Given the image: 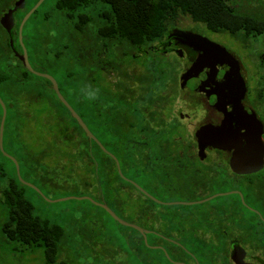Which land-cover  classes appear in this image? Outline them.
I'll return each mask as SVG.
<instances>
[{"label":"flooded vegetation","instance_id":"1","mask_svg":"<svg viewBox=\"0 0 264 264\" xmlns=\"http://www.w3.org/2000/svg\"><path fill=\"white\" fill-rule=\"evenodd\" d=\"M208 1L217 10L214 19L217 23L215 31L204 22L197 23L188 16L180 15L177 19L180 24L176 23L175 27L167 31L163 40L154 46L156 54H153L151 61L139 60L136 50L133 53L128 52L129 58L126 57V62L120 65L130 90L129 88L122 90L127 92L125 105L112 108L107 105L104 110L103 127L107 135L111 123L123 131L128 128L133 132L137 153V168L133 178L124 172V162L117 159L127 180L119 175L135 189L125 187L122 183L116 185L118 189H111L108 181L111 163L107 158L104 160L107 165L106 185L114 204L119 203L121 194L135 199V220L139 223L134 224L149 231L146 240L143 233L136 230L135 242L140 249L139 252L142 243H145L152 250L163 251L168 264H264V0ZM9 9L0 16V62L6 63L5 69H0V73L7 71L13 74L15 79L10 83L0 81V87L10 88L9 98L12 100L15 98V101L30 100L31 103H37V99L39 102L46 100L45 102L49 103L54 102V99L60 101L52 81L47 78L39 77L36 84L28 85L30 88L43 89L37 97L32 96V92L27 93L28 90H20L22 86L27 85L29 78L24 69L30 72L15 55L13 48L11 47L9 51L6 47L7 42L11 46V37L1 25V18ZM18 13L19 11L15 13L16 21ZM186 18H190L195 25L190 28L184 27ZM46 19V15L41 17L39 52L36 54L25 46L29 62L35 71L55 79L63 97L84 121L80 110L69 102V98L79 105L92 102H89L87 93L89 89L94 91L95 71H102L107 85L116 84L120 77L111 70L107 43L99 52L95 51L90 36L85 39L76 36L75 47L70 55L68 68L70 72L67 73L69 78L62 80L60 77V82L58 79L62 70L60 23L55 22L51 28ZM16 26L12 31L15 45ZM206 29L219 38H229L230 44L224 43L221 39L217 42L211 40L206 36ZM175 30L192 32L194 35L208 38L229 51L237 61L241 77L247 87L246 98L240 106L245 117L232 123V140L227 146L217 137L224 127L225 114L199 90L182 85L181 76L191 67L196 56L179 37L172 34ZM16 49L20 55L23 54V49L20 50L18 47ZM173 55L184 62L178 92L176 91L175 95L174 88L169 85L173 73L166 75L165 70L161 68L164 75L161 80L157 72V57L174 69V64L169 59V56ZM166 64L163 63L161 67ZM62 83L72 85L80 92L76 91L75 95L68 97L62 92ZM83 87L86 89L85 93ZM50 96L51 99H48ZM55 105L56 109H59L58 105ZM84 122L96 136L88 123ZM197 134L206 139L201 142ZM99 141L101 142L100 139ZM102 145L113 154L110 145L105 146L104 143ZM254 145L259 152V160L255 161L249 157ZM88 150L92 157L93 143L89 145ZM241 150L248 159L239 162L237 156ZM145 159H148V164L143 166ZM86 162L88 165L93 163L90 159H86ZM116 169L118 171L117 165ZM170 169L172 172H179L185 180L183 191L188 200L183 205L193 207L184 211L183 224L178 227L172 221L160 222L154 215L153 206L165 203L158 201L157 196L143 186L145 184L141 176L148 173L151 181L156 179L159 173L166 174ZM150 188L155 190L154 183H151ZM104 191L106 190L102 192V199L109 205ZM226 196L232 198L222 203L211 204L214 199ZM147 201H150V204ZM205 203L210 204L203 206ZM157 257L151 258V264L159 263L160 258Z\"/></svg>","mask_w":264,"mask_h":264},{"label":"rangeland","instance_id":"2","mask_svg":"<svg viewBox=\"0 0 264 264\" xmlns=\"http://www.w3.org/2000/svg\"><path fill=\"white\" fill-rule=\"evenodd\" d=\"M53 4L54 1L47 0L39 8L35 20L50 11ZM33 22L34 19L24 28V36L33 29ZM176 23L180 24V22ZM194 25L190 18L185 19L184 27L190 28ZM206 36L213 41L217 42L221 39L224 43L230 44L229 38H219L209 30ZM153 56L150 53L144 60L151 61ZM169 59L172 60L174 69L166 63L160 68L165 70L166 75L173 73V79L169 85L174 88L175 95V92H178L184 62L174 55L169 56ZM5 65L6 63L1 61L0 69H5ZM69 67L70 62L63 59L62 70L58 76L60 82L61 79L68 77ZM27 79V85L22 86L20 90H28L27 93L32 92V96H39L43 92L42 88L28 86L36 84L39 78L30 75ZM61 87L62 92L68 97L75 95L76 91L80 92L72 85L67 86L62 83ZM83 92H86L84 87ZM0 94L8 101L7 123L4 130L5 151L19 162L22 178L40 189L43 194L40 195L35 190L25 188L26 196L32 202L36 216L60 226L65 232L59 260L68 264H144L142 253L139 252L140 249L135 242L136 232L132 228L119 225L95 203L102 202V191L105 189L106 199L116 214L127 222L139 223L135 220L134 197L121 194L119 203L114 204L107 185L100 189L93 175L97 163L88 165L85 160L78 158L82 147L77 144L78 133L75 129L78 132L79 129L75 126V131H71L55 119L59 114L67 122L70 120L58 101L54 99V102L49 103L45 102L46 100L39 102L37 99V103L32 104L30 100L14 103L8 100L11 93L7 88H1ZM48 99H51V96ZM69 100L79 110V104L70 98ZM91 101L92 99L89 100ZM55 104L59 109H56ZM87 123L99 139L105 140L104 133L99 132L92 120ZM0 163L9 176H15V169L10 162L0 156ZM123 169L130 177L124 166ZM141 176L145 184L143 186L157 196L158 201L165 203L153 206L154 215L158 220L164 223L172 221L176 227L182 226L184 211L193 208L182 204L188 200V196L183 191L185 181L183 176L179 172H172V169L166 174L159 173L156 179H152L153 181H150L148 173H143ZM151 183H154L155 190H151ZM83 197L89 200L78 199ZM231 198V196L219 197L211 204L222 203ZM147 202L150 204V201ZM209 204L205 203L203 206ZM5 222L6 210L0 194V264H46L42 248L29 249L10 243L4 238L2 226ZM149 253L154 259L158 258L159 254L156 251H149ZM162 264L168 263L163 260Z\"/></svg>","mask_w":264,"mask_h":264},{"label":"trees","instance_id":"3","mask_svg":"<svg viewBox=\"0 0 264 264\" xmlns=\"http://www.w3.org/2000/svg\"><path fill=\"white\" fill-rule=\"evenodd\" d=\"M15 1L17 0H0V16L3 12L12 7ZM38 1L39 0H27L25 10L19 11L17 14L15 48L18 47L20 50L22 49L18 39L19 25L25 15ZM46 1L44 3H46ZM51 1H54V4L53 8L45 13L47 16L46 21L51 28L54 26L55 22L60 23L62 60L65 59L70 61L71 51L75 47L76 36L84 39L90 36L93 40L95 51L98 50L101 52V50L106 47L105 44L107 43L108 45L111 70L118 73L120 80L116 84L109 83L107 85L105 78L101 74L102 71H95L94 91L97 92L96 98L89 104L79 105V110L84 121L90 122L92 120L93 123L96 124L99 132L101 134L104 133L105 140L100 139L101 142L104 143L105 146L110 145L111 152L124 162L123 166L128 170L127 173L130 178H133L137 168V153L134 147L135 138L133 137V132L128 128L123 131L115 124L111 123L109 134L107 135L103 127L104 110L107 105L111 108L125 105V94H127V92H123L122 90L126 88L130 90V87L127 86L124 80V72L122 68H120V65L126 62V57L129 58L128 52L133 53L137 50V54H135L138 55L137 58L142 62H146L144 59L150 53L156 54V52H154V46L163 40L169 29L175 27L180 15L188 16L197 23L204 22L211 30L215 31L217 23L214 19L216 18L217 10L208 0ZM38 13L39 9L30 17L25 25L26 27L28 23L34 19L32 23L33 29L25 36L23 35V43L25 46L29 47V49L36 54L39 52L38 41L42 31L41 17L35 20ZM27 39L30 45H28ZM6 47L11 51V46L8 42ZM157 59V72L159 74V79L162 80L164 75H162L160 67L163 63L165 64V61L161 60L159 57H157ZM24 71L27 75H31L25 69ZM0 74V81L2 82L10 83L15 79L13 74L7 71L1 72ZM8 90L11 89L8 88ZM0 96L8 109L6 97H3L1 94ZM8 100L14 103L16 102L15 98H13V100L12 98H8ZM57 101L62 109H64L63 112L68 114L70 120L67 122L65 118L59 114H57L58 118L55 117V119H57L59 123L67 126L71 131L75 129V126L79 129V132L75 129L78 133L77 144L79 147H82L79 151L78 158L82 161L90 159L93 165L97 163L93 175L97 179L100 189L102 190L106 185L105 172L107 170V165L104 163L106 158L111 163V171L108 180L111 189H118V187H116L118 183H122L125 187L135 189L134 186L123 180L119 175L114 160L108 157L96 143L86 136L75 119L72 118L67 108L58 99ZM2 116L3 109L0 105V124ZM92 143L95 150L91 157L88 147ZM0 156L10 162L15 169V176L11 177L0 163V194L2 195V203L6 210V222L2 226L4 238L10 243L28 247L29 249L42 248L44 250L46 264H68L65 261L59 260L60 248L65 238L64 230L60 226L52 224L47 220H42L35 215V208L25 193V188L29 187L19 180L15 164L8 159L1 150ZM147 160L148 159L143 160V166L148 164ZM146 161L147 163H145ZM102 210L113 220L104 209ZM134 231L137 233L136 230ZM149 251H156L159 254L160 261L158 264H162L163 260L167 262V257L163 251L152 250L146 246L145 243H142L141 253L144 264H151L152 255Z\"/></svg>","mask_w":264,"mask_h":264},{"label":"water","instance_id":"4","mask_svg":"<svg viewBox=\"0 0 264 264\" xmlns=\"http://www.w3.org/2000/svg\"><path fill=\"white\" fill-rule=\"evenodd\" d=\"M46 0H39L36 5L25 15L23 20L19 26V41L21 43L23 54L20 55L17 49L14 46V35L12 34L13 28L16 25L15 13L24 10L26 8V0H18L14 7L8 10L1 18V25L11 37V47L14 50L15 55L21 60L24 67L33 75L38 77L47 78L52 81L54 91L60 101L64 104V106L69 110L72 117L78 122L79 126L84 130L86 136L93 140L95 143L99 145V147L108 154L116 163L119 174L123 177V173L120 168V163L116 156L111 154L99 141V139L90 131L88 126L85 124L83 119L79 116V114L73 109V107L67 102V100L63 97L60 92L59 86L55 79L49 75L42 74L40 72L35 71L28 58L27 50L23 43V30L30 19V17L41 7V5ZM174 36L179 37L182 40V43L189 47L192 51L195 52L196 59L191 65L189 69H187L181 76V82L183 86L189 85L193 89L199 90L205 96L209 98V100L213 103V105L222 110L225 114V123L224 127L219 131L217 137L221 141L222 144L226 146L230 144L232 140L231 135V127L232 123L235 120H241L245 117L243 110L240 109V106L243 100L246 98L247 87L245 84V80L241 77L239 67L237 66V61L234 56L227 51L222 46H219L213 42H211L208 38L194 35L192 32H185L181 30H175L172 33ZM0 105L3 109V116L0 124V150L2 153L10 159L16 167L17 175L20 181L26 185L27 187L37 191L40 195H43L40 189H38L33 184L25 181L20 173V165L16 158L6 153L4 149V130L7 119V107L4 101L0 96ZM243 117V118H242ZM198 135V134H197ZM201 142H203L206 137L199 136ZM256 145H254V149H252L250 153V159L259 160V152L255 149ZM261 154V152H260ZM239 162L241 160H247L248 156L244 155V152L239 151V155L237 156ZM234 166H236L234 164ZM126 179V178H125ZM127 180V179H126ZM130 181V180H128ZM134 183V182H133ZM140 188L138 185H136ZM78 199H88L86 197L78 198ZM96 205L102 209H104L115 221L119 224L132 228L134 230H138L143 233L145 239L147 240V234L149 231H145L143 228L139 227L134 223H130L119 217L110 207L109 205L102 199V202H95ZM183 204V203H182Z\"/></svg>","mask_w":264,"mask_h":264},{"label":"clouds","instance_id":"5","mask_svg":"<svg viewBox=\"0 0 264 264\" xmlns=\"http://www.w3.org/2000/svg\"><path fill=\"white\" fill-rule=\"evenodd\" d=\"M87 95H88V99H95L97 92L89 89Z\"/></svg>","mask_w":264,"mask_h":264}]
</instances>
